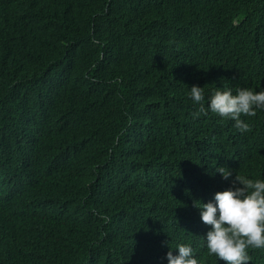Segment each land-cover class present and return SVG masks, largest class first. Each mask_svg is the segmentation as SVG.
<instances>
[{"label":"trees","instance_id":"1","mask_svg":"<svg viewBox=\"0 0 264 264\" xmlns=\"http://www.w3.org/2000/svg\"><path fill=\"white\" fill-rule=\"evenodd\" d=\"M194 84L264 88V0H0V264H225L195 200L264 179V110Z\"/></svg>","mask_w":264,"mask_h":264},{"label":"clouds","instance_id":"2","mask_svg":"<svg viewBox=\"0 0 264 264\" xmlns=\"http://www.w3.org/2000/svg\"><path fill=\"white\" fill-rule=\"evenodd\" d=\"M188 95L199 111L214 113L234 121L240 131H247L249 124L241 116L252 117L256 110H264V88L253 90L238 87H216L207 97L201 86L189 87ZM206 101V107H205ZM223 179L232 175L224 167L216 170ZM194 204L199 210L202 223L209 226L202 236L204 246L210 256L225 264H246L251 257L249 249H264V179H251L235 175L231 186L216 191L207 202ZM169 247V244H168ZM169 247L165 253L167 264H199L194 249L189 244L180 243Z\"/></svg>","mask_w":264,"mask_h":264}]
</instances>
